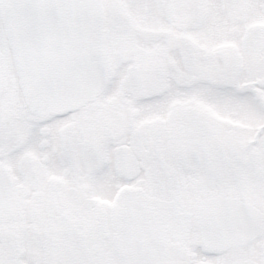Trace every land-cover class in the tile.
Wrapping results in <instances>:
<instances>
[{
  "label": "snow or ice",
  "instance_id": "1",
  "mask_svg": "<svg viewBox=\"0 0 264 264\" xmlns=\"http://www.w3.org/2000/svg\"><path fill=\"white\" fill-rule=\"evenodd\" d=\"M0 264H264V0H0Z\"/></svg>",
  "mask_w": 264,
  "mask_h": 264
}]
</instances>
